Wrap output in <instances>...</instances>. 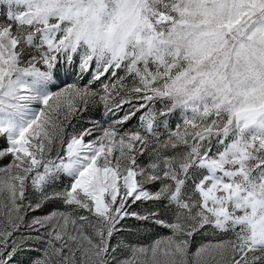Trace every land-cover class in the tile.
<instances>
[{
  "label": "snow or ice",
  "instance_id": "1",
  "mask_svg": "<svg viewBox=\"0 0 264 264\" xmlns=\"http://www.w3.org/2000/svg\"><path fill=\"white\" fill-rule=\"evenodd\" d=\"M0 139V264H264V0H0Z\"/></svg>",
  "mask_w": 264,
  "mask_h": 264
},
{
  "label": "rangeland",
  "instance_id": "2",
  "mask_svg": "<svg viewBox=\"0 0 264 264\" xmlns=\"http://www.w3.org/2000/svg\"><path fill=\"white\" fill-rule=\"evenodd\" d=\"M61 78H65L64 74H61ZM69 82H73L75 79H77L75 76H69L67 77ZM88 79L87 76H85L84 80L86 81ZM84 81H81V83H83ZM111 114H105L104 109H103V105L102 104H97L94 106H90V109L87 113L84 114V116L81 118V123H86L90 120H95L98 121L100 124L105 123L106 120H108L110 118ZM75 123V121H74ZM132 124H135L136 121L133 120L131 122ZM79 126V125H77ZM6 142L3 139H0V148H4L6 147ZM6 161H0V165H2L3 163H5ZM135 208V206H133ZM49 208H45L43 210H41L40 212L35 213V215H43L45 214L47 211H49ZM139 210V209H137ZM129 223H136L134 220H129ZM164 230L162 229H153V228H148L144 230V234L148 237L151 238L152 236H155L157 234H163ZM30 257L28 256H24L21 257V260H24L25 262L29 259Z\"/></svg>",
  "mask_w": 264,
  "mask_h": 264
}]
</instances>
